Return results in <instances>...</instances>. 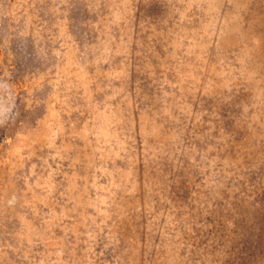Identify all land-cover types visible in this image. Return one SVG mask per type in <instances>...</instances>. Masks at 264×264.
<instances>
[{"label": "clouds", "instance_id": "obj_1", "mask_svg": "<svg viewBox=\"0 0 264 264\" xmlns=\"http://www.w3.org/2000/svg\"><path fill=\"white\" fill-rule=\"evenodd\" d=\"M5 61L0 264L235 260L264 208V0H0Z\"/></svg>", "mask_w": 264, "mask_h": 264}, {"label": "rangeland", "instance_id": "obj_2", "mask_svg": "<svg viewBox=\"0 0 264 264\" xmlns=\"http://www.w3.org/2000/svg\"><path fill=\"white\" fill-rule=\"evenodd\" d=\"M5 70L11 71L7 61L4 62L3 66H0V75H2ZM4 135L5 131L0 130V137ZM4 159H6V157H4ZM6 171V168H0V174ZM259 199L264 201V195L259 197ZM236 224V236L233 240V256L235 260L226 261V264H240V260L243 258L246 251L253 247L257 230H259L260 237L264 239V208L256 209L251 212H241L239 218L236 220Z\"/></svg>", "mask_w": 264, "mask_h": 264}]
</instances>
